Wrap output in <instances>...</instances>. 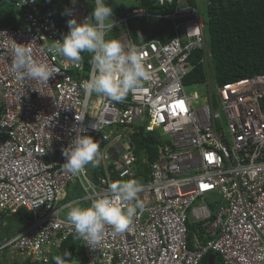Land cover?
<instances>
[{"label": "built area", "instance_id": "1", "mask_svg": "<svg viewBox=\"0 0 264 264\" xmlns=\"http://www.w3.org/2000/svg\"><path fill=\"white\" fill-rule=\"evenodd\" d=\"M38 1L18 0L17 27L0 30V218L23 210L32 218L18 236L0 244V255L8 251L22 260H41L46 249L78 237L64 222L70 206H87L109 184L135 179L144 186V208L130 230L115 233L106 226L95 249L78 237L86 264H200L208 252L223 264H261L255 257L264 252V113L259 103L264 78L217 86L208 92L218 96L217 103L197 106L183 78L194 69L188 63L192 52H201L204 68L209 64L199 1L192 6L186 0H155L161 7L174 4L170 13L135 6L127 15L112 14L114 29L107 37L136 45L149 74L123 102L95 94L85 101L80 84L90 78L92 66L84 68L83 60L78 67L65 66L63 57L48 51L61 37L52 13L41 11ZM69 10L67 22L75 18L78 23L92 12L89 0H71ZM133 19L168 20L172 37L163 42L167 34L161 33L162 40L137 44L129 24ZM16 42L30 43L33 59L59 73L44 85L17 80L11 68ZM181 100L188 103L186 114L166 113V101ZM82 112L85 119L77 122ZM146 119L156 120V126L145 125ZM96 121L99 130L91 128ZM81 125L100 142L103 173L95 181L88 168L87 179L70 178L63 168L62 149ZM143 125L148 132L162 126L169 133L152 162L148 153L138 156L131 139ZM88 180L92 187L86 191ZM71 183L84 195L60 205ZM207 194L218 195L212 210ZM194 223L205 243L193 239L192 250L188 226Z\"/></svg>", "mask_w": 264, "mask_h": 264}, {"label": "clouds", "instance_id": "2", "mask_svg": "<svg viewBox=\"0 0 264 264\" xmlns=\"http://www.w3.org/2000/svg\"><path fill=\"white\" fill-rule=\"evenodd\" d=\"M198 1L200 3L201 13H202V7L204 6L203 0H198ZM94 3L95 6L92 7L93 8L92 12L87 17H85L81 22L78 23L75 18L68 20L67 23H68L69 31L63 35L62 39L55 40L57 41V43H53L52 45H50L48 51L53 55L63 57L65 59V66H67L68 63L70 62L73 66H77V67L82 62L83 59L82 53L87 52L91 54L89 63L91 64L93 69L92 74L89 79L83 81L80 84V87L83 89V95L85 101L91 99L93 97V94H95L98 97L99 96L106 97L110 101L123 102L126 99V97H128L129 92L139 87L142 81L145 80L149 74L146 70L144 60L140 55V50L136 45L129 44L126 46L118 39H111L114 37V35L112 34H110L107 37L108 32L114 29V20L112 18V14L115 12L113 11V8L110 5L106 4L105 0H94ZM15 4H14V13L16 17V27H17L18 20H17V13L15 12ZM195 4L196 3H194V5ZM132 6L134 7L136 6L135 2L134 5ZM132 6H126V7H132ZM168 6H171V4ZM38 7L42 11V9L40 8V0L38 1ZM173 7L174 4H172L170 12H172ZM170 12H163V13H170ZM66 14H71L69 9L66 10ZM115 14L119 15L117 13ZM202 16L204 19V35H205L206 25H205V18L203 13ZM142 20L146 21L147 19H142ZM148 20L149 22L160 21V20H150V19ZM0 30H4V29H0ZM131 36H132V31H131ZM132 38L134 39V42L137 44L147 43L153 39L162 40L161 38L158 37H154L149 40H146L141 30L139 31V35L136 37L137 41L133 36ZM205 39H206V35H205ZM162 41L167 42V40L164 39ZM29 44L30 43L26 44V43L16 42L15 46L12 48L11 68L13 70L15 78L17 80H24V79L36 80L41 85L48 84L49 79L53 77L54 74L59 73V69L50 67L47 63L38 62L34 60L32 56V52L28 47ZM206 48L208 50L209 59H210V50L207 45V39H206ZM197 53L201 54V52H197ZM188 63L191 65L189 59H188ZM191 72H189L183 78V80L186 77H188ZM254 78L255 79L264 78V76L257 75L249 78L238 79L236 81L225 84H231L239 80L254 79ZM183 84L185 87L193 86L194 89L195 88L201 89L200 93L198 92L187 93L190 97H192L194 94L196 95V98H194L193 100L197 102V106L209 104L210 101H212L213 103H217L218 96L216 97L215 93H212V95L211 94L208 95V92L213 90L217 86L224 85V84L218 85L216 83L214 79L213 69L209 64L204 68L203 82L191 83V84H185L183 82ZM186 92H187V88H186ZM261 100L262 102L261 103L259 102L260 108L262 110V113H264V105H263L264 97ZM186 103L187 101L184 100L183 101L181 100L179 102L166 101L164 103L165 111L171 117L181 116L183 114H186V111L188 110V103L187 104ZM161 111H164V109H162ZM86 113L87 112H82L79 117L75 116V120L77 122H83ZM156 117H157V122L160 125H163L161 118L157 115ZM155 121L156 120H154V122L152 123L150 120H147V123L145 125L147 126L151 125L155 127L156 126ZM145 125L139 128V131L136 132L134 131V133L131 135V139L133 140V137L136 135H138L137 139L139 140H142L143 138H148L149 136L154 137L155 141L151 145L152 147L145 145L143 148H140L138 145V141L133 140V142L136 144L138 156H140L142 152H145L146 154L148 153V160L150 161L151 153L149 149L150 148L154 149L155 152L154 159H156L157 148L166 142L165 139L167 134L169 133L165 132L162 129V126L156 127L154 131L148 132L146 131L147 126L145 127ZM91 128L99 130L97 127V121L91 124ZM73 130L76 131L75 137L71 140V142L67 147L62 149V155L65 158V162L63 163V168L66 172L70 174V178H80L84 176L89 166L98 167L100 165L102 158L100 153V142L95 140L91 135H88L87 128L83 127L82 125L77 128H74ZM154 159L152 161H154ZM84 178L87 179L86 176H84ZM88 187H92L90 180L87 181V187L85 189L86 191L88 190ZM74 190H72V192H74ZM143 192H144V186L135 179L113 182L109 184L106 189L99 190L87 206H81L79 204L70 206L65 213L64 222L73 227L74 232L77 234V236L79 238H83L86 241L85 243L86 245H89L91 248L95 249L94 246L99 242H101L103 239L106 226H110L115 233H123L131 229L134 223V218L137 216L138 210L144 208V203L141 198V194ZM211 195L214 196L215 199L218 197L217 194H211ZM38 205H34V206H38ZM13 215L11 217H13ZM5 218H10V217L0 218V232L2 226L4 225ZM29 222L24 225H21L20 223L17 222L18 226L16 228V232L18 230L20 231L10 239L3 238L0 233V244L12 240L16 236H18L24 228L28 227L27 225L30 224ZM249 230H251V225H249ZM72 237L78 238L76 236L75 237L69 236L67 239L61 242L59 247L57 248L52 247L46 249L41 260H36V261H30L29 259L22 260L21 257L18 256V254L15 255L8 251H4L0 256L1 257L6 256L8 258H11L10 261L24 262L28 260L33 264H73V257L69 251H65L63 255L61 254V248L64 242ZM78 247H80L79 239H78ZM43 258H45V260H43ZM255 259L257 262H261V264H264V252H259L256 255ZM84 264H86L85 261Z\"/></svg>", "mask_w": 264, "mask_h": 264}, {"label": "trees", "instance_id": "3", "mask_svg": "<svg viewBox=\"0 0 264 264\" xmlns=\"http://www.w3.org/2000/svg\"><path fill=\"white\" fill-rule=\"evenodd\" d=\"M18 0H0V29L16 27V17L14 4ZM194 5L195 0H186ZM135 5L153 13L170 12L171 6L161 7L155 0H134ZM108 5L119 15H126L132 7H126L117 3L116 0H107ZM202 13L205 18L207 45L210 50L209 65L213 69L214 79L218 85L233 82L238 79L249 78L257 75L264 76V0H203ZM70 7V0H40L42 11H50L57 21L58 32L62 39L63 35L69 31L66 10ZM89 7L92 11L94 0H89ZM135 20V19H133ZM148 26L135 27L129 22L132 36L137 41L139 31L143 32L146 40L154 37L160 38L161 33H166L169 40L172 37V30L168 20L150 21L147 19ZM131 21V20H130ZM171 34V35H170ZM84 68L90 67L91 54L84 52ZM201 54L193 52L189 61L194 69L183 82L185 84L200 83L204 81V67L198 63ZM83 77H86V69ZM264 105V101H263ZM133 140L138 141L140 148L145 145L151 146L155 139L152 136ZM140 138V139H141ZM152 147V146H151ZM148 149V148H147ZM150 161L155 158L153 148L149 149ZM14 219L21 225L27 224L31 216L25 211H20L13 215ZM194 230V231H193ZM196 234L197 244H204L202 238V228L199 224L188 226L189 248L194 249L193 235ZM204 242V243H202ZM80 243V242H79ZM69 251L73 257V264H84V252L78 247V238L66 240L61 248V254ZM74 251V252H73ZM211 252L206 253L200 264H207V258ZM218 256V255H217ZM216 264H223L222 261ZM1 264H33L30 261L18 262L10 261Z\"/></svg>", "mask_w": 264, "mask_h": 264}, {"label": "rangeland", "instance_id": "4", "mask_svg": "<svg viewBox=\"0 0 264 264\" xmlns=\"http://www.w3.org/2000/svg\"><path fill=\"white\" fill-rule=\"evenodd\" d=\"M105 3H107V0H105ZM117 3H122L125 6H132L134 5V1L133 0H117ZM130 22H132V24L135 27H143L144 29L148 26V22H142L140 19H135V20H131ZM205 35L207 37V34L205 32ZM187 88V93H192V92H198L200 93V88H195L193 86H186ZM94 102V99L91 100V103ZM262 102V100L260 101V103ZM100 167H88V177L91 178L93 181L96 180V174L103 173L102 171L99 170ZM99 170V171H97ZM92 176V177H91ZM120 181H127V179H121ZM76 187L75 184L71 183L68 185V189L66 190L67 194L65 199L60 201V205L71 201L75 198L81 197L84 195V193L80 190H74ZM70 190H74V192H71ZM205 202L208 204L209 208L212 210L214 208H216V201H215V197L210 195H206L205 196ZM200 202V200H197L195 204H198ZM189 214V211H188ZM18 226L17 221L14 219V217H10V218H5L4 219V225L1 228V236L5 239H10L11 237L15 236L20 230H18L16 232V228ZM194 231V230H193ZM193 231L191 232L193 235V239H194V243L196 242V234L193 233ZM204 243V242H202ZM200 246H202L203 244H199ZM11 258L8 257H1L0 256V264L1 263H5L10 261ZM221 259L219 256H217V263H220Z\"/></svg>", "mask_w": 264, "mask_h": 264}, {"label": "water", "instance_id": "5", "mask_svg": "<svg viewBox=\"0 0 264 264\" xmlns=\"http://www.w3.org/2000/svg\"><path fill=\"white\" fill-rule=\"evenodd\" d=\"M54 159V157H52ZM121 171V170H120ZM207 264H216V256L214 254H211L207 258Z\"/></svg>", "mask_w": 264, "mask_h": 264}]
</instances>
